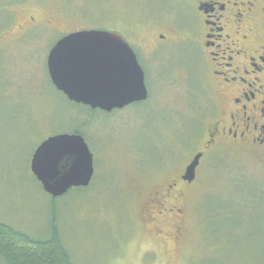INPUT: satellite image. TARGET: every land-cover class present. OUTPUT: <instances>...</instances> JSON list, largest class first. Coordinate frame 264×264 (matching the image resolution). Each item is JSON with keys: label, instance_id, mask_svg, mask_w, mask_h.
<instances>
[{"label": "rangeland", "instance_id": "1", "mask_svg": "<svg viewBox=\"0 0 264 264\" xmlns=\"http://www.w3.org/2000/svg\"><path fill=\"white\" fill-rule=\"evenodd\" d=\"M150 2L0 0V222L44 239L55 221L75 264H264V158L253 149L218 142L192 185L179 183L187 188L183 216L162 218L161 234L149 220L152 196L184 177L221 114L194 50L155 47L171 16ZM83 30L126 33L142 60L148 102L92 114L64 99L48 56ZM75 130L94 155L95 176L87 191L52 205L31 172L32 155Z\"/></svg>", "mask_w": 264, "mask_h": 264}, {"label": "flooded vegetation", "instance_id": "2", "mask_svg": "<svg viewBox=\"0 0 264 264\" xmlns=\"http://www.w3.org/2000/svg\"><path fill=\"white\" fill-rule=\"evenodd\" d=\"M158 1L160 7H169L167 11L171 21L155 35V47L184 45L194 50L200 67L199 75L204 74L219 100L221 97V114L207 130L200 152L203 158L220 141L253 149L264 158V0ZM154 5L151 0L152 10ZM112 32L127 41L123 31L122 34ZM128 44L137 54L132 44ZM137 57L140 61L138 54ZM149 99L150 91L145 102ZM179 183L187 188L192 185L182 176L157 191L146 205L149 220L157 234L163 232L162 218L168 215L182 217L184 214L185 206L181 201L185 199L187 188L181 190ZM181 219L178 218L173 226L179 239Z\"/></svg>", "mask_w": 264, "mask_h": 264}, {"label": "water", "instance_id": "3", "mask_svg": "<svg viewBox=\"0 0 264 264\" xmlns=\"http://www.w3.org/2000/svg\"><path fill=\"white\" fill-rule=\"evenodd\" d=\"M47 68L58 92L69 102L92 110L112 113L149 98L137 54L114 32L79 31L63 37L51 49ZM202 158V153L195 156L184 181H195ZM30 168L53 199L88 188L95 176L94 155L85 138L77 134L46 139L32 155Z\"/></svg>", "mask_w": 264, "mask_h": 264}, {"label": "trees", "instance_id": "4", "mask_svg": "<svg viewBox=\"0 0 264 264\" xmlns=\"http://www.w3.org/2000/svg\"><path fill=\"white\" fill-rule=\"evenodd\" d=\"M63 97L68 101L65 96ZM87 109L90 113V109ZM91 113L94 114V112ZM78 133L79 131L75 130L73 134ZM81 191H87V189H75L68 195ZM50 199L54 203L52 205H57V201L61 200L51 197ZM0 261H4V264H75L55 221H52L50 235L44 239L34 238L0 222Z\"/></svg>", "mask_w": 264, "mask_h": 264}]
</instances>
